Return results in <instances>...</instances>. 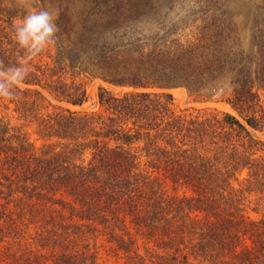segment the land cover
<instances>
[{"label":"trees","instance_id":"16d2710c","mask_svg":"<svg viewBox=\"0 0 264 264\" xmlns=\"http://www.w3.org/2000/svg\"><path fill=\"white\" fill-rule=\"evenodd\" d=\"M108 8L101 21L111 20L104 11L137 10ZM262 8L250 52L230 24L205 15L189 33L135 40L117 38L121 25L90 26L83 32L95 39L33 59L16 97L0 98V264H102L91 251L99 235L129 264H264V140L254 133L264 131ZM16 17L0 0L5 65L23 56ZM82 73L130 90L101 85L103 112L73 110L90 98ZM173 87L201 102L223 91L243 120L218 108L177 110L164 90ZM11 114L35 126L41 146Z\"/></svg>","mask_w":264,"mask_h":264},{"label":"rangeland","instance_id":"374dc122","mask_svg":"<svg viewBox=\"0 0 264 264\" xmlns=\"http://www.w3.org/2000/svg\"><path fill=\"white\" fill-rule=\"evenodd\" d=\"M4 3L17 9V17L24 14L25 10L31 7H48L53 10H58L60 15L57 21L60 31L56 42L46 49L41 55L43 59L50 61L49 56H55L58 48H68L73 46L75 42L82 39L81 36L88 38H96L99 28L98 24H106L109 29L116 25H121L120 29L116 30L119 39L135 40L151 36L157 32L164 33L169 29H173L177 33H189L193 27L194 18L209 16V21H217L230 24L233 28L232 39L240 45L245 52H250L252 43V23L256 13L263 11L264 0H3ZM121 8L132 9L135 12H130L127 15L124 13L116 16L111 12L103 13L109 15V21H101L100 11L106 9ZM111 15V16H110ZM16 17V18H17ZM92 26L93 33L86 34L83 32L88 27ZM178 29V30H177ZM106 30V29H105ZM83 32V33H82ZM114 37V39H117ZM82 45V55L86 57L87 45ZM39 58L35 59L38 63ZM88 59V58H87ZM82 60L77 64V68H82L85 64H81ZM76 79L84 81L88 85L89 100L83 106L69 107L73 110H85L89 112H103V109L98 104V90L101 85H105L114 93L119 94L130 90L128 87H118L105 83L101 78L93 79L87 73L76 75ZM161 90V89H151ZM170 91L175 96V105L177 110H186L189 108H218L220 110L230 112L237 115L243 120L239 114L232 108L230 104L220 100L226 96L223 91L214 97V99L201 102L195 100L185 87H173L164 89ZM54 102L66 106L58 101ZM11 122L13 125H25V128L30 134L31 140L37 146H41L43 140L36 134L35 126L20 120L17 115L11 114ZM259 139L264 140V131L254 132ZM176 193H183L186 189L179 187L176 190L171 189ZM190 193V192H189ZM252 217H260L257 213H251ZM91 251L95 252L98 260L102 264H129V259L123 251L116 248L114 243L108 241L105 236H97ZM144 252V250H142Z\"/></svg>","mask_w":264,"mask_h":264},{"label":"clouds","instance_id":"9594fccd","mask_svg":"<svg viewBox=\"0 0 264 264\" xmlns=\"http://www.w3.org/2000/svg\"><path fill=\"white\" fill-rule=\"evenodd\" d=\"M59 11L48 7H31L13 19L11 30L23 56L14 64L0 62V98L13 99L30 74V62L53 45L60 31Z\"/></svg>","mask_w":264,"mask_h":264}]
</instances>
